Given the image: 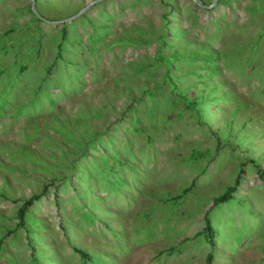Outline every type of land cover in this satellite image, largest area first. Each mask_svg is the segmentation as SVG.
Here are the masks:
<instances>
[{"label": "rangeland", "instance_id": "374dc122", "mask_svg": "<svg viewBox=\"0 0 264 264\" xmlns=\"http://www.w3.org/2000/svg\"><path fill=\"white\" fill-rule=\"evenodd\" d=\"M28 7L0 0V264H264V4L103 0L61 25ZM166 24L186 57L218 54V74L171 72L191 96L220 84L204 119L171 107V82L155 95L166 67L147 65L173 48L145 33ZM135 28L152 42L113 44Z\"/></svg>", "mask_w": 264, "mask_h": 264}, {"label": "trees", "instance_id": "16d2710c", "mask_svg": "<svg viewBox=\"0 0 264 264\" xmlns=\"http://www.w3.org/2000/svg\"><path fill=\"white\" fill-rule=\"evenodd\" d=\"M36 1V0H35ZM223 0H219L218 3H221ZM255 2H259L264 4V0H253ZM250 9L252 10V12H254L256 10V8H253V6L250 7ZM28 11L29 13L32 15L31 11H30V7H28ZM32 17L34 19H36L33 15ZM165 19H167V17H165ZM165 19H163L165 21ZM37 20V19H36ZM169 25L166 24V26H164L163 28L157 30V31H153L152 28L149 29L148 33L145 34H151L152 36L155 37V41L159 44V47L163 49L165 48H173V51L171 53H169V55L164 56L161 52L157 53L154 56V62L148 64L147 66L149 68H153V67H159V66H164L166 67L165 73L162 75V83L159 85V87L154 86L155 88V95L160 94V90L163 88V85L166 83H170L173 88V90H170V93L166 92L165 95V100H167L169 102V104L171 105L172 108H175L177 105L181 104L183 105V107L186 110H189L191 112L195 113V116L201 120L204 119L205 117L208 116L207 110L209 108V105L221 100V96H217L218 92H219V83H214L213 81H211L210 78H208V80L206 82H201L203 84H208L209 85L204 88H202L200 90L199 93L195 94L194 96H191V94L188 93L189 89L192 88H196L193 86H187L185 88L179 89L178 87V77H174L172 75V69L174 68V70L178 71V68L173 67L174 64L178 63L179 61H185L188 62L189 60H191L192 62H199L201 64V66H209L210 67V71L207 70L208 73H210L209 75H213L218 74V66L215 64L218 54L217 53H209L207 52L206 47L204 49V46H199L198 49H195L192 52H196V51H206L207 53H204L203 55L198 54L197 56H194L193 58H188L185 55L188 53L187 50H182L177 51L178 49H176V44L173 43V41L167 38V27ZM64 30V29H62ZM136 36L134 37L133 35H131V33L126 32L124 34V37H117L115 39L114 43H118L122 46H128L130 44H133L134 42H139V43H151L152 41H144L141 39L142 35V31L135 28L133 29ZM184 33L183 30L177 29L176 31L173 32V37L175 40H177V42L182 45V48H186L188 45L192 44L193 42L185 39L184 36H182ZM63 40L65 39V33L62 35ZM212 54H216L212 55ZM190 62V61H189ZM143 67V65H138V69L141 70V68ZM160 89V90H159ZM150 92V90H148L147 88H143L142 89V94L146 95ZM224 95V94H223ZM150 97L153 98V95H150ZM176 97V98H175ZM237 182V181H236ZM233 189L230 188L229 191L231 192ZM40 197H33L30 200L24 201V203L22 204V206L19 208L18 210V218L21 219L24 214L27 212V209L32 205V203L34 201H37ZM225 200V197H221L219 198V201H223Z\"/></svg>", "mask_w": 264, "mask_h": 264}, {"label": "water", "instance_id": "95a60500", "mask_svg": "<svg viewBox=\"0 0 264 264\" xmlns=\"http://www.w3.org/2000/svg\"><path fill=\"white\" fill-rule=\"evenodd\" d=\"M100 1L103 0H92L89 1L88 3H86L84 5V7L82 9H80L77 13L73 14L70 17H67L66 19L63 20H57V21H52V20H48L46 18H44L43 16H41L36 8V1L35 0H29V6H30V11L32 13V15L47 24H52V25H61L67 22H72L73 20H76L77 18H79L80 16H82L83 14H85V12L90 8V6L98 4ZM219 0H212L210 4L206 5L204 4L201 0H192V2L199 8L204 9V10H211L213 9Z\"/></svg>", "mask_w": 264, "mask_h": 264}]
</instances>
